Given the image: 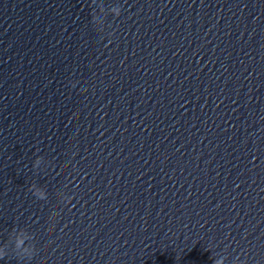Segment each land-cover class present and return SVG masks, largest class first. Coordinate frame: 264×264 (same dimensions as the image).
Returning a JSON list of instances; mask_svg holds the SVG:
<instances>
[{"label": "water", "instance_id": "water-1", "mask_svg": "<svg viewBox=\"0 0 264 264\" xmlns=\"http://www.w3.org/2000/svg\"><path fill=\"white\" fill-rule=\"evenodd\" d=\"M0 256L264 264V0H0Z\"/></svg>", "mask_w": 264, "mask_h": 264}, {"label": "clouds", "instance_id": "clouds-1", "mask_svg": "<svg viewBox=\"0 0 264 264\" xmlns=\"http://www.w3.org/2000/svg\"><path fill=\"white\" fill-rule=\"evenodd\" d=\"M22 243V241H21ZM6 256H0V259L5 258ZM214 264H222V261H217L216 259L214 260Z\"/></svg>", "mask_w": 264, "mask_h": 264}]
</instances>
